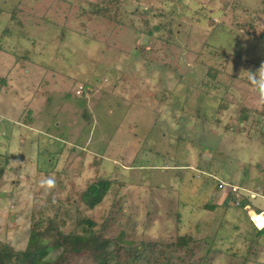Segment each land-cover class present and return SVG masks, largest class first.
I'll return each mask as SVG.
<instances>
[{"label":"rangeland","instance_id":"rangeland-1","mask_svg":"<svg viewBox=\"0 0 264 264\" xmlns=\"http://www.w3.org/2000/svg\"><path fill=\"white\" fill-rule=\"evenodd\" d=\"M262 62L264 0H0V244L36 226L50 263L99 264L73 234L108 264H264Z\"/></svg>","mask_w":264,"mask_h":264},{"label":"trees","instance_id":"trees-1","mask_svg":"<svg viewBox=\"0 0 264 264\" xmlns=\"http://www.w3.org/2000/svg\"><path fill=\"white\" fill-rule=\"evenodd\" d=\"M111 183L109 180L97 181L88 187L86 192L82 195L81 201L89 209H94L98 206L109 192ZM91 226L90 222H86ZM38 227L33 226L30 229L28 243L23 251H14L7 246L0 244V264H65L63 259L50 263L46 261L47 249L40 244V236L43 234L51 233L50 230H44L40 232ZM56 231V230H55ZM264 232L258 230L257 234L260 235ZM57 233V231L55 232ZM61 239V245L66 246L73 253H79L82 250H90L93 258L99 262V264H108L111 260V253L108 249V240L101 241L98 235L96 236H80L73 234H58ZM99 241H101L99 243Z\"/></svg>","mask_w":264,"mask_h":264},{"label":"clouds","instance_id":"clouds-1","mask_svg":"<svg viewBox=\"0 0 264 264\" xmlns=\"http://www.w3.org/2000/svg\"><path fill=\"white\" fill-rule=\"evenodd\" d=\"M244 72L248 74L247 80L256 93L255 103L258 106H264V62H262L257 69L247 70ZM55 186V179L51 176L45 177L39 181V187L42 188L45 192H50L53 188H55ZM257 227H264V225H257Z\"/></svg>","mask_w":264,"mask_h":264},{"label":"built area","instance_id":"built-area-1","mask_svg":"<svg viewBox=\"0 0 264 264\" xmlns=\"http://www.w3.org/2000/svg\"><path fill=\"white\" fill-rule=\"evenodd\" d=\"M79 93H80V92H79ZM254 217H255V218H258V219H262V220H264L263 213H260V214H254V215L250 216L251 223H252L256 228H258V227H257V223H256ZM258 229H261V228H258Z\"/></svg>","mask_w":264,"mask_h":264},{"label":"crops","instance_id":"crops-1","mask_svg":"<svg viewBox=\"0 0 264 264\" xmlns=\"http://www.w3.org/2000/svg\"><path fill=\"white\" fill-rule=\"evenodd\" d=\"M260 213H263V212H259V214H260Z\"/></svg>","mask_w":264,"mask_h":264}]
</instances>
